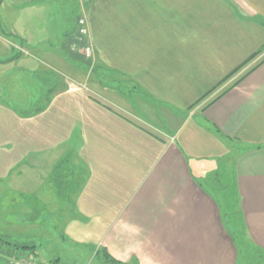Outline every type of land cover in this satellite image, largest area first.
<instances>
[{
  "label": "crops",
  "instance_id": "0c3cea01",
  "mask_svg": "<svg viewBox=\"0 0 264 264\" xmlns=\"http://www.w3.org/2000/svg\"><path fill=\"white\" fill-rule=\"evenodd\" d=\"M61 3L55 47L64 58L84 45V16L97 83L116 97L65 79L30 112L0 104V177L66 156L75 184L53 191L70 207L60 239L125 264H243L240 238L264 250V61L206 106L264 49L198 102L264 45V0Z\"/></svg>",
  "mask_w": 264,
  "mask_h": 264
},
{
  "label": "rangeland",
  "instance_id": "374dc122",
  "mask_svg": "<svg viewBox=\"0 0 264 264\" xmlns=\"http://www.w3.org/2000/svg\"><path fill=\"white\" fill-rule=\"evenodd\" d=\"M61 1L0 0V104L21 113L30 112L36 100L65 79L116 97L106 81L104 86L97 83L95 61L85 56L83 45L71 43L74 54L65 59L55 47L59 29L64 31L67 26V10ZM43 50L56 54L47 55ZM120 85L125 91L132 88L127 83ZM65 159L64 155L54 154L37 166L24 170L22 164L8 177H0V264H95V248L75 247L69 240L60 239L70 207L67 199L58 198L53 191L60 189L66 196L75 184V169ZM60 162L63 164L58 165ZM204 162L216 166L220 160L206 157ZM223 211L237 239L241 227L239 210L231 206ZM24 246H34L35 252Z\"/></svg>",
  "mask_w": 264,
  "mask_h": 264
},
{
  "label": "trees",
  "instance_id": "16d2710c",
  "mask_svg": "<svg viewBox=\"0 0 264 264\" xmlns=\"http://www.w3.org/2000/svg\"><path fill=\"white\" fill-rule=\"evenodd\" d=\"M78 41L85 42L84 39L77 37ZM264 49V45H262V48L260 50L254 52L245 62H243L240 66H238L235 70H233L226 78H224L217 86L212 88L209 92H207L199 101H201L203 98H205L208 94H210L216 87L221 85L223 82H225L228 78L233 76L237 71H239L246 63H248L251 59H253L255 56L260 54V52ZM264 61V57L258 61L253 67H251L249 70H247L242 76H240L231 86L226 88L224 91L218 94V96L214 99H212L206 106L210 105L212 102H214L216 99H218L221 95H223L230 87L234 86L235 84L239 83L248 73H250L253 69L258 67L262 62ZM198 102H196L193 106H195ZM192 106V107H193ZM205 106V107H206ZM63 162H60L59 165H62ZM241 241L238 244L239 248V258L243 262V264H264V250L255 247L253 245L248 244L243 238H240ZM24 248L32 249V252L34 251V246H24ZM93 261H95L96 264H125L122 262H119L112 257L109 256V254L106 252L105 248H98L94 251L93 254Z\"/></svg>",
  "mask_w": 264,
  "mask_h": 264
},
{
  "label": "built area",
  "instance_id": "2783aa9c",
  "mask_svg": "<svg viewBox=\"0 0 264 264\" xmlns=\"http://www.w3.org/2000/svg\"><path fill=\"white\" fill-rule=\"evenodd\" d=\"M78 34L79 38L84 39V47H83V53L85 56L90 57L92 56V48L87 43V36H88V26L86 22V18L84 16H81L78 18Z\"/></svg>",
  "mask_w": 264,
  "mask_h": 264
}]
</instances>
